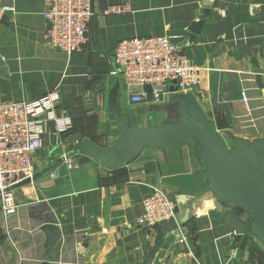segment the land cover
Returning <instances> with one entry per match:
<instances>
[{"label": "crops", "instance_id": "crops-1", "mask_svg": "<svg viewBox=\"0 0 264 264\" xmlns=\"http://www.w3.org/2000/svg\"><path fill=\"white\" fill-rule=\"evenodd\" d=\"M116 5L125 10L110 11ZM45 10V0H0V103L56 88L63 97L55 118L43 124L37 171L61 157L67 133L107 147L122 136L98 93L115 81L114 48L137 35L174 36L202 67L193 93L229 145L237 136H264V0H96L89 41L71 55L49 45ZM121 103L129 127L168 118L150 103H132L126 92ZM74 157L76 168L63 164L16 188L14 212L0 200V264H264V242L245 227L236 231L227 208L213 199L192 212L193 229L140 226L143 202L155 188L176 207L186 195L183 211L208 192L194 140L178 148H145L113 171L84 154ZM45 224L59 229L51 246Z\"/></svg>", "mask_w": 264, "mask_h": 264}, {"label": "built area", "instance_id": "built-area-1", "mask_svg": "<svg viewBox=\"0 0 264 264\" xmlns=\"http://www.w3.org/2000/svg\"><path fill=\"white\" fill-rule=\"evenodd\" d=\"M96 0H45L44 16L49 22L46 39L49 45L69 55L76 53L89 41L90 25L95 14ZM122 6L110 11L121 12ZM106 12L109 13L107 10ZM113 79L119 78L122 92L132 103H163L174 85L178 92H193L202 81V67L193 63L175 41L174 36H134L123 38L113 51ZM115 82V81H114ZM114 82L105 83L98 93L106 102ZM150 87L151 91L147 88ZM95 101L99 104V99ZM246 103L248 98L245 97ZM63 103L59 88L31 100L0 103V200L9 213L15 211L14 186L36 172V157L42 149L41 135L46 120L55 118ZM68 125V124H66ZM65 129V128H64ZM69 170L76 168L77 158L69 148L64 149ZM140 226L152 229L176 217V204L161 188H155L143 202ZM236 251L233 252V254Z\"/></svg>", "mask_w": 264, "mask_h": 264}, {"label": "water", "instance_id": "water-1", "mask_svg": "<svg viewBox=\"0 0 264 264\" xmlns=\"http://www.w3.org/2000/svg\"><path fill=\"white\" fill-rule=\"evenodd\" d=\"M202 23L194 24L196 30ZM147 90L151 91V88ZM169 91L170 94L162 98L161 104L152 103L151 94L148 96V102L154 109L168 113L165 121L156 126L129 127L123 115L120 79L116 78L107 93L106 102L107 110L117 120L122 136L112 147H107L79 132L71 133L66 137L69 150L84 154L113 171L135 161L145 148H178L192 139L208 174L209 190L205 195L196 197L194 204L184 211L179 206L187 197L179 196L175 209L178 218L166 220L162 225L167 231L177 230L181 225L193 229L192 212L200 203L213 199L221 208H227L225 216L236 231L245 227L264 242V136L253 139L237 136L229 145L193 92H178L174 85ZM64 162V158L60 157L51 166L37 171L32 178L17 183L14 188L41 179ZM43 229L48 234V245H53L59 234L58 227L45 224ZM154 254L152 250L148 263Z\"/></svg>", "mask_w": 264, "mask_h": 264}, {"label": "trees", "instance_id": "trees-1", "mask_svg": "<svg viewBox=\"0 0 264 264\" xmlns=\"http://www.w3.org/2000/svg\"><path fill=\"white\" fill-rule=\"evenodd\" d=\"M67 133V132H66ZM71 134V133H70ZM69 133H67V134H65V137H67L68 135H70ZM120 169V168H119ZM116 170H118V169H116Z\"/></svg>", "mask_w": 264, "mask_h": 264}, {"label": "rangeland", "instance_id": "rangeland-1", "mask_svg": "<svg viewBox=\"0 0 264 264\" xmlns=\"http://www.w3.org/2000/svg\"><path fill=\"white\" fill-rule=\"evenodd\" d=\"M2 202V201H1Z\"/></svg>", "mask_w": 264, "mask_h": 264}]
</instances>
